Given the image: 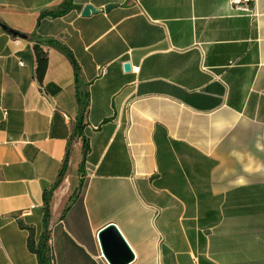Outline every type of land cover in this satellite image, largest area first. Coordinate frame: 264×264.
I'll use <instances>...</instances> for the list:
<instances>
[{
    "label": "crops",
    "instance_id": "1",
    "mask_svg": "<svg viewBox=\"0 0 264 264\" xmlns=\"http://www.w3.org/2000/svg\"><path fill=\"white\" fill-rule=\"evenodd\" d=\"M249 7L0 0V264H39L29 241L67 151L49 202L53 264H109V223L127 264H264V0ZM58 44L79 68L80 129Z\"/></svg>",
    "mask_w": 264,
    "mask_h": 264
},
{
    "label": "trees",
    "instance_id": "2",
    "mask_svg": "<svg viewBox=\"0 0 264 264\" xmlns=\"http://www.w3.org/2000/svg\"><path fill=\"white\" fill-rule=\"evenodd\" d=\"M67 7H68V5L65 6V9H61V10L43 11L40 14V16H44V15L57 16V15H60L66 10ZM49 42L57 44V42H54L53 40H49ZM59 47L71 59V61L74 64L73 66H74V73H75V82H76V87H77V98H78V102L80 105V116H79L78 124H77L75 129H80L85 101H84V94L82 95L78 89L79 88V85H78V83H79V68H78L70 50L64 45H59ZM33 48L35 50V54L37 57V61H38L37 71H38V74L40 76L42 74L43 62H44L45 57H44L42 50L40 49V47L37 44H34ZM87 150H88V146L85 143V144H83L84 155H85ZM68 162H69V155H68V151H67L65 154L64 160H63V165H62L61 170L57 176V179L55 180L54 184L49 189H45L43 191V227H44V230H43L42 234L40 235V238H39L38 243L36 245H34L31 241H29V247L33 252L36 253L39 264H53L51 261V258L49 255V249L47 246L48 233H47L46 228L48 226L49 217H50L49 202H50V198H51L53 190L58 186V184L61 182V180L63 178L66 167L68 166ZM81 167H82V163H81ZM81 185H82V181L79 184V188L81 187ZM71 197H73V196H71Z\"/></svg>",
    "mask_w": 264,
    "mask_h": 264
},
{
    "label": "water",
    "instance_id": "3",
    "mask_svg": "<svg viewBox=\"0 0 264 264\" xmlns=\"http://www.w3.org/2000/svg\"><path fill=\"white\" fill-rule=\"evenodd\" d=\"M112 6L113 4L106 5L105 10ZM90 11H94V9L91 5L87 4L84 6L82 14L88 15ZM3 27L14 35L22 38L27 37L25 34L8 28L5 25ZM124 67L128 69L129 65L125 63ZM98 238L103 256L109 264H127L133 259V252L130 246L113 223H109L101 228L98 233Z\"/></svg>",
    "mask_w": 264,
    "mask_h": 264
},
{
    "label": "built area",
    "instance_id": "4",
    "mask_svg": "<svg viewBox=\"0 0 264 264\" xmlns=\"http://www.w3.org/2000/svg\"><path fill=\"white\" fill-rule=\"evenodd\" d=\"M229 3L231 4V6L233 8L236 9H240L243 11H249L250 7H249V0H229ZM102 72H105V68L102 70ZM101 257H103V255H100Z\"/></svg>",
    "mask_w": 264,
    "mask_h": 264
}]
</instances>
